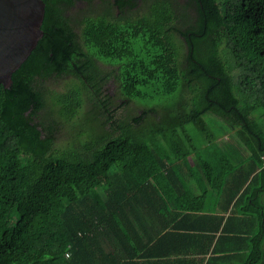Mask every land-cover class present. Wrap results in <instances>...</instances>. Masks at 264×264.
Returning <instances> with one entry per match:
<instances>
[{"label": "trees", "instance_id": "obj_1", "mask_svg": "<svg viewBox=\"0 0 264 264\" xmlns=\"http://www.w3.org/2000/svg\"><path fill=\"white\" fill-rule=\"evenodd\" d=\"M43 1L47 29L54 8ZM140 5L132 17L109 9L83 21L84 54L92 50L108 72L96 59H55L61 68L38 69L41 59L31 58L46 44L40 38L11 87L0 85V264H89V240L141 215L133 201L149 189L158 196L168 185L187 189L185 169L220 185L226 210L264 193V0L116 1L120 12ZM64 72L82 87L48 89ZM111 79L115 102L104 88ZM85 83L102 125L60 151L55 133L79 115ZM133 101L143 105L140 114L118 118ZM208 116L222 121L217 132Z\"/></svg>", "mask_w": 264, "mask_h": 264}, {"label": "crops", "instance_id": "obj_2", "mask_svg": "<svg viewBox=\"0 0 264 264\" xmlns=\"http://www.w3.org/2000/svg\"><path fill=\"white\" fill-rule=\"evenodd\" d=\"M202 151L219 171L216 157ZM184 180L182 192L168 185L161 196L149 189L135 199L144 211L89 240V264H264V193L245 209L234 200L226 210L220 185L197 169H185Z\"/></svg>", "mask_w": 264, "mask_h": 264}, {"label": "rangeland", "instance_id": "obj_3", "mask_svg": "<svg viewBox=\"0 0 264 264\" xmlns=\"http://www.w3.org/2000/svg\"><path fill=\"white\" fill-rule=\"evenodd\" d=\"M176 3H185V0H174ZM113 13L114 16L117 14V9L114 6V0H108L105 3H101L99 1H96L93 5L86 6L83 9H79V11L75 14V18H80L83 15H88L89 13L92 15L102 14L107 11ZM142 12V5L139 7V11H133L132 16H135L136 14H139ZM105 65H102V67L99 66V72H108L111 69V66L104 62ZM46 85L48 89L50 90H56L58 92H64L68 90L69 88L81 86V83L79 80L74 78L73 76H64V77H52L46 82ZM106 87V93L110 95L112 100L115 102L117 99V86L116 83L111 79L108 80L105 83ZM82 87V86H81ZM96 96L94 92L89 89V92L86 90H83V103L82 108L79 111V115L72 121L69 122H63L60 124L59 131L57 134V140H56V149L62 151L64 149H67L71 146L73 141L76 137H80L83 135H86V133L91 132L94 129L93 127L100 128L102 125V119H100V111L98 108V105L95 100ZM151 104H154L155 102L150 100ZM143 105L138 101L131 102L127 108L122 109L118 112V118L130 121L132 118L138 116L140 114V111L142 109ZM45 113L43 112L41 117L44 119ZM153 117V116H152ZM151 117V121L153 118ZM212 116H208L207 120L211 124L212 132H217L216 129H214V126L220 125L221 120H217L216 122L211 121L210 119ZM47 119V118H45ZM84 120H91L93 123H89V129L88 127L83 126ZM93 126V127H92ZM89 130V131H88ZM188 131L192 134L194 137L196 143L200 148L204 149L206 152L209 153L208 149L205 148L204 140L199 132V130L194 126L190 125L188 127ZM227 139H230V137H227ZM232 139V138H231ZM226 140V138H224ZM2 235V233H0Z\"/></svg>", "mask_w": 264, "mask_h": 264}, {"label": "flooded vegetation", "instance_id": "obj_4", "mask_svg": "<svg viewBox=\"0 0 264 264\" xmlns=\"http://www.w3.org/2000/svg\"><path fill=\"white\" fill-rule=\"evenodd\" d=\"M96 1L105 3L108 0H50V5L54 8V12L48 17L46 25L47 29H42L43 34L41 36L42 40L46 41V44H41L36 52V55L31 58L41 59V61L37 64L38 69H45L47 67H51L52 65H55L58 69L61 68L63 64L52 62L55 59H96L95 62L97 66L102 67V65H105L103 61L98 60L100 58L94 56L92 50L89 49V55L84 54L85 46L81 33L83 29V21L86 16H91L92 14L89 13L88 15H83L80 18H75V14L80 8L83 9L86 6L90 7ZM116 1L117 0H114V6L117 9L116 17H132L133 11L120 12L116 7ZM50 30L54 32H51ZM53 43L55 46H53ZM71 64H75L74 60H71ZM64 76H73L77 80L81 81V79L71 73L65 72L59 76L53 77ZM85 84L90 87L88 83ZM105 87L106 85H104V88ZM89 89L93 90L91 87ZM42 120L47 124L51 122L50 114L45 113V117ZM57 134L58 133L56 132V140Z\"/></svg>", "mask_w": 264, "mask_h": 264}, {"label": "water", "instance_id": "obj_5", "mask_svg": "<svg viewBox=\"0 0 264 264\" xmlns=\"http://www.w3.org/2000/svg\"><path fill=\"white\" fill-rule=\"evenodd\" d=\"M44 18L43 0H0V85L11 87L43 34Z\"/></svg>", "mask_w": 264, "mask_h": 264}, {"label": "built area", "instance_id": "obj_6", "mask_svg": "<svg viewBox=\"0 0 264 264\" xmlns=\"http://www.w3.org/2000/svg\"><path fill=\"white\" fill-rule=\"evenodd\" d=\"M67 256H69V253H67Z\"/></svg>", "mask_w": 264, "mask_h": 264}]
</instances>
